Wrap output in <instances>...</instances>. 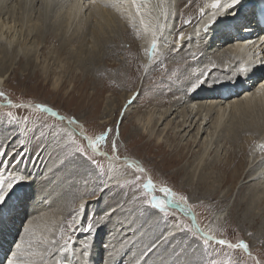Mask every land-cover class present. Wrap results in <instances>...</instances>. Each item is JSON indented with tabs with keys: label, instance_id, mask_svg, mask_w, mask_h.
Here are the masks:
<instances>
[{
	"label": "rangeland",
	"instance_id": "1",
	"mask_svg": "<svg viewBox=\"0 0 264 264\" xmlns=\"http://www.w3.org/2000/svg\"><path fill=\"white\" fill-rule=\"evenodd\" d=\"M43 11L39 4L28 5L24 13L25 18H21L22 9L17 6L14 13L6 15H10L7 20H12V24L18 30L16 32L18 38H21V33L29 29V26L36 24L33 28L35 34L32 33L36 41L32 54L37 58L26 60L21 55L14 58L5 55L0 63L5 67L12 62L10 71L3 80L4 85L0 87V92L4 93L0 96V168L11 169V165L15 168L31 162L40 153L48 134L57 127L66 129L67 121L72 117H76L78 121L75 124L77 130L84 132L87 137L94 138L101 131L111 128V135L100 145V154L87 148V141L82 136L73 134L72 137L87 148V155L96 159L99 167L93 166L84 156L68 155L70 151L69 147H66L68 137L64 135L66 143L57 148L49 160L52 161L55 172L41 180L39 186L36 184L34 187L37 191L48 193L53 190L58 193L54 208L60 210L57 215L59 221L64 220L65 223L71 219L70 213L73 208H78L82 197L99 198L98 201L87 203L83 225L87 223L89 217L98 218L107 209H116L111 218L105 216L106 223L95 225L91 232L77 231L73 237L83 232L84 237L88 236L89 247L93 248L95 242L93 244L92 240L95 234L100 235L102 232L103 235L105 229L111 228L114 231L115 228L117 230L115 237L120 239V242L129 240L130 236L135 234L136 238H140L136 247L139 249L138 253L142 252L139 246L146 248L156 242V250L143 257V264H264V191L259 190L252 196L248 192L252 185L248 181L242 182L243 178L237 185L231 186L229 175L231 169L218 165L226 162L234 151L233 146L226 142L228 138H223L227 130L219 132L224 134L218 135L216 150L209 151L197 170L198 174L195 173L192 177L194 165L192 155L198 153V147L187 143L191 139L192 132L188 137L181 138L180 133L172 129V125L168 134L163 133L160 136L161 140L157 142L153 135L150 138L137 127L138 117L143 118L145 111L156 102L155 99L164 97V104L172 105L184 95L185 92L180 88L176 89L174 85V78L179 85L183 78L179 77L180 70L172 64H177L178 68L185 69L188 74L196 72L198 76L201 73L200 81L203 82L196 88L211 81V70L215 68L210 69V67L202 72L197 65L189 66V63L185 66L182 63V59H191L190 56L184 57L180 54L187 49L194 51L190 45L192 39L186 42L187 45L185 44L181 51L175 53L172 47L173 52L167 53L164 49L155 55L152 62L144 65L147 49L145 50L144 46L139 48L138 39L136 42L133 40L134 37L136 38L135 34L140 31L137 26H134V29L128 28L124 24L126 21L124 17L121 23L116 24L118 28L113 30L112 40L108 41L102 50L99 49L102 47V42L90 39L97 43V47L93 50L84 45L86 40L80 36L83 30L80 22L61 29L59 26H63V16L60 8L51 3L46 16L43 15ZM200 16L201 14L195 17L192 23H195ZM185 21L188 20L180 23L178 31L181 32L187 27L188 23L185 24ZM46 35L50 38L46 39ZM206 51L195 54L196 59L208 58L210 53ZM222 82L227 84L230 81L222 79ZM136 87L130 110L121 115L125 94ZM6 101H10L11 104H3ZM106 101L112 105L111 116H104L105 113L107 114L104 109ZM37 104L55 109L67 121H59L56 117L40 110ZM31 106L33 109L30 108ZM179 110L180 108L177 111ZM177 111L172 117L178 114ZM8 113L17 119L12 120ZM113 139L117 141L115 154L111 147ZM180 155H183V159ZM131 163L140 164L145 171L135 172L134 168L128 167ZM111 165L112 169L121 172V175L100 192L97 185L106 186ZM147 174L156 189L168 186L174 192L189 197L186 206L193 212L195 224H192L188 214H183L176 208H169L168 212L171 216L166 217L144 205L143 201L148 198V194H145L142 185L144 180L148 179ZM137 177L142 178L136 184L127 183L136 180ZM191 178L193 180L190 181ZM200 178H203V181ZM50 182H53V185ZM217 183L219 186H216ZM23 188H25L24 193L32 192L26 187ZM156 194L162 195L158 190ZM176 198L179 200V196ZM14 200L17 198L11 199V203ZM180 203L183 204L184 201ZM43 210L39 215H45L51 207L47 206ZM218 210H223L224 216L220 222L213 224L211 218ZM121 217L128 219L121 221ZM21 227L20 233L23 228ZM169 229H175L177 233L167 236L166 231ZM202 232L214 236L216 240L226 239L232 243L244 240L248 244L249 253L241 248L232 249L227 245H219L215 241H208L205 244ZM133 240L135 238L131 241ZM72 241L73 238L70 242ZM99 247H102L100 243ZM103 252L102 248L98 250L100 258L103 257L104 260ZM97 258L98 256L94 261H97Z\"/></svg>",
	"mask_w": 264,
	"mask_h": 264
},
{
	"label": "bare ground",
	"instance_id": "2",
	"mask_svg": "<svg viewBox=\"0 0 264 264\" xmlns=\"http://www.w3.org/2000/svg\"><path fill=\"white\" fill-rule=\"evenodd\" d=\"M207 1L137 0V4L133 5L132 0H86L83 2L78 0H0V48L4 49H0V63L3 61L5 55L9 58L21 55L26 60H30L32 57L34 60L37 58V56L32 54L36 45V41L33 38V34H35L33 33V28L36 24H31L32 26H29V29L25 27L27 30L25 31L23 29L25 32L21 33V38H18L16 35L18 30L15 29L12 20H7L14 13L17 6L22 9L20 17L25 18L24 13L28 5L34 6L39 4L44 9L43 15L46 16L48 7L51 3H54L56 7L60 8L63 16V26L61 25L59 27L65 29L73 23L80 22L83 25L80 36L83 40H86L84 45L89 46V49L91 48L93 50L97 47V43L90 41V39H97L102 42V47H99L102 50L104 48L103 46L112 40L114 35L112 32L118 28L116 24L121 23L120 21L123 17L126 20L124 24L128 28L134 29V26L138 27L140 33L137 32L135 34L136 38L134 37L133 40L135 42L136 39L139 40L137 43L139 48L144 46L143 48L145 50L148 49L151 44V32H144L143 26L140 24L142 14L143 19L150 28L156 27L158 34L157 48L151 57L147 51L143 61L144 65L152 62L155 55L164 49L167 53L173 52L172 47L175 53L181 51L187 45L186 42L192 39V44L190 43V45H192L194 51L187 49L184 53L180 54L184 57L190 56L191 59H182V63L185 66L189 63V66L191 64L197 65L202 72L208 70L210 67V69L212 67L215 69L218 67L219 70H211V81H208L206 85H200L201 87L193 89L191 85L201 80L199 76L201 73L198 76H196V72H190L188 74V72H185V69L184 71L183 68H178L179 66L177 64H172V66L180 70L179 77L183 78V81H180V85L177 79L174 78V85L176 89H182L185 92L184 95L182 98L175 100L174 102L176 103L172 105H168L169 103L164 104V97L155 99L156 102H154L150 109L145 111V115L142 116L143 118L139 119L138 117V130L150 138L153 135L157 142L161 140L160 136L163 133L168 134V130H171L172 125V129H176L175 132H179L181 138L183 136L188 137L190 132H192L191 137L189 136L191 139L187 143L198 147V153L192 155L194 157L192 161L194 165L192 166L191 173L193 177L198 172L197 170L201 167L209 151L216 150V142H219L218 135L222 136L224 134H219V132H223L226 129L227 132L223 135V138H228L226 142L233 146L234 151L226 162L219 163L218 165L231 169L229 173L231 177V182H229L232 183L231 186L237 185L241 178H243L242 182H250L252 186L249 187L248 192L254 196L257 191H264V186H262L264 185V71L263 73L259 71L264 66V28L261 26L263 22L262 15L257 9V6L260 9H264V1H240L237 5L225 11L220 17L221 20L216 18L209 25L207 31H203V23L207 22L213 12L219 11V9L211 7V1ZM137 7H139V13L137 12ZM7 14L10 15L6 16ZM200 14V18L202 19L198 22L199 18L195 23H192L194 21L193 19ZM239 18L241 20L238 23L237 20ZM184 20H188V25L180 32V30L178 31V27ZM161 23L164 24L162 32L157 27ZM247 30L248 34H244ZM63 32L66 33L65 30ZM48 38L50 36L46 35V39ZM203 50H207L206 52L210 53L209 57H205L206 59L204 58V60L196 59L195 56L198 55L197 53ZM2 51L4 52L1 55ZM241 64L246 67L244 73L238 71ZM11 65L12 62L6 64L5 67L0 65V87L4 85L3 80L8 75ZM224 70L225 72H223ZM207 75H209V72ZM204 77L206 78V76ZM222 79L230 82L222 84ZM136 90L137 87L125 94L123 101L124 109L120 111L121 115H124L130 110ZM105 103L106 106L104 109L107 114L105 113L104 116H111L112 105L108 104L107 101ZM178 104L180 105L177 107ZM30 108L33 109L32 106ZM179 108L180 110L177 111ZM176 111L178 114L172 117ZM56 119L63 121L59 118ZM67 126L64 130L58 127L53 129L44 140L40 153L31 162H23L24 165L15 168L11 165V169L3 167L6 177L9 173L15 172L27 177V179L15 184L6 197L5 202L0 204V210L5 211L7 214L4 220L0 216V264H4L7 255L10 254L11 250H14L15 244L19 242L21 236L27 239L23 228L29 222L32 223L38 232L45 225L51 226L54 221L59 222V216L57 215L60 210L54 208L58 199V193L53 190L48 193L41 192L35 190L34 187L36 184L39 186L41 180L48 178L55 172L53 170L55 167H52V161L50 162L49 160L55 150L66 143L64 135L68 132H73V130H75L74 134L82 133L81 130H77L75 124H67ZM213 144L214 147L212 148ZM180 156L183 159V155ZM120 175L121 172L119 173V171L113 170L111 165L106 186H110ZM200 179L202 180L203 178ZM191 180L193 179L191 178ZM196 180L200 183L198 178ZM51 183L53 185V182ZM42 185L41 187H43ZM216 186H219L218 183ZM23 187H26L32 192L26 191L24 193L25 188ZM14 198H17V200L11 203V199ZM175 199L177 198L175 197ZM82 200H87L88 203L90 201H98L99 198L94 197L90 199L82 197L80 198L78 206ZM47 206L51 207V210L45 215H39L40 211ZM64 207L66 209V206ZM85 211L83 210V219L85 217ZM191 215L195 222L193 212ZM223 216V210L216 211L211 218L212 223L220 222ZM83 219L81 222L82 225ZM120 219L122 221L126 218L121 217ZM104 222L106 223V221ZM20 226L23 227H21V233ZM105 230L103 231V235L101 234L102 232L100 235L94 233L95 236L92 242L93 244L95 242V245L93 248L89 247L87 249V257L82 254L81 244L85 240L88 242L89 239H87L88 236L84 237L85 234L82 232L75 235L73 237L74 241L70 242L74 246L72 252L65 254L61 258L65 259L67 264H119L120 262L122 264H143V257L156 250V247L153 250V245L156 244L155 242V244H149V247L145 246L146 248L139 246L142 252L138 253L139 249L136 247H138L137 240L140 238H136V234L130 236L129 240H125L123 243L115 237V232L117 231L115 228L114 231L111 228ZM176 231L175 229L167 230V236L177 233ZM120 235L122 236V234ZM133 238L135 240L131 241ZM99 243L102 247H99ZM100 248L104 249V260L103 257L100 258L98 253ZM97 256V261H94ZM134 257L137 258L134 259Z\"/></svg>",
	"mask_w": 264,
	"mask_h": 264
},
{
	"label": "snow or ice",
	"instance_id": "3",
	"mask_svg": "<svg viewBox=\"0 0 264 264\" xmlns=\"http://www.w3.org/2000/svg\"><path fill=\"white\" fill-rule=\"evenodd\" d=\"M238 3L239 0H211V7L219 8L220 10L218 12H214L208 18L207 22L203 23L202 30L207 31L209 25H211L219 15H222L225 11L237 5ZM132 4L136 5L137 0H132ZM137 12L139 13V7H137ZM187 23L188 21H185V24ZM140 24L143 26L145 33H148L149 31L151 32V44L147 49L148 54L151 57L157 48L158 34L156 27L150 28L143 19L142 14ZM157 27L162 32L164 29V24L161 23ZM238 71L240 73H244L246 71V67L241 64ZM202 82L203 81H197L196 83H193L191 87L194 89ZM3 95L4 93L0 92V96ZM9 103L11 102L9 101ZM37 107L43 111H52L50 108L42 104L37 105ZM8 115L12 120L17 119L16 117L12 116L11 113H8ZM52 115L55 116L57 113L52 112ZM61 119L63 120L64 118L61 117ZM76 123H78L76 117H72L68 120L69 125ZM74 132L75 130H73V132L66 133L68 137L66 147H69L70 149L68 155L84 156L93 166L99 167L97 160L92 156L87 155V148H90L94 153L100 154V145L107 141L108 137L112 133V129H105L98 135H95L94 138L92 136L84 137V139L87 141V148L72 138ZM75 135L79 136L80 133H75ZM116 135H119L118 128L116 130ZM111 147L113 154H115L117 150L116 139L112 140ZM104 155H107V153H104ZM128 167L134 168L135 172L137 173H143L145 171L144 168L138 163H131L128 165ZM4 173L5 170L0 168V204L5 202L6 197L15 184L19 183L21 180L27 179V177L15 172L9 173L7 177L4 175ZM141 178L142 177H137L136 180H130L127 183L130 185L136 184ZM97 187H99L100 192L107 188V186L101 185H97ZM142 187L145 194H148V198L143 201L145 206H149L153 210H157L158 213H162L166 217L171 216V213L168 212L169 208H176L183 213L191 215L190 209L186 206L189 202V197L186 194L176 193L168 186H161L158 191L162 195H157L156 186L151 179L144 180ZM177 196H179V200L175 199ZM180 201H184V203L182 204ZM86 203L87 200H82L78 208H73L72 212L70 213L71 219H68L66 223L64 220H60L59 222L54 221L51 226L45 225L44 228L38 232L37 229L33 227L32 223L29 222V224L23 228V232L26 234L27 239H25L24 236L20 237L19 242L15 244L14 250H11L10 254L7 255L4 264L5 262L6 264H67V261L61 257L72 252L74 246L70 244V241L73 238V234L81 230L85 232H91L95 225L105 221V216L109 219L116 212L115 208L107 209V211L101 214L98 218L96 216L89 217L87 223L82 226V214ZM197 231H199V228H197ZM202 236L204 238L205 244H207L208 241H215L219 245H227L232 249H248V244L244 240H240L238 243H232L226 239L216 240L214 236H209L206 232L202 233ZM88 248L89 243L85 240L81 244L82 254L85 257L88 256ZM154 248L155 245H153V250Z\"/></svg>",
	"mask_w": 264,
	"mask_h": 264
},
{
	"label": "water",
	"instance_id": "4",
	"mask_svg": "<svg viewBox=\"0 0 264 264\" xmlns=\"http://www.w3.org/2000/svg\"><path fill=\"white\" fill-rule=\"evenodd\" d=\"M3 104H11V103H9V101H6V102L3 103ZM37 105H41V104H37ZM37 105H36V106H37ZM42 105H44V104H42ZM45 106L48 107V108H50L52 111H44V112H47V113L50 114V115H52V112L57 113L55 109H53V108H51V107H49V106H47V105H45ZM38 108H39V107H38ZM39 109H40V108H39ZM40 110H41V109H40ZM42 111H43V110H42ZM52 116H53V115H52ZM55 117L61 119V117H63V116H60V115H58V113H57V115H55ZM63 118H64L63 120H66V121H67V119H66L65 117H63ZM67 122H68V121H67ZM80 136H82V138L87 137L83 132L80 134ZM147 178L150 179V177L148 176V174H147ZM157 190H159V188H157ZM190 217L192 218V219H191V220H192V224H195L192 215H190ZM195 226H196V225H195ZM244 250H245V249H244ZM245 251H246L247 253H249L248 250H245Z\"/></svg>",
	"mask_w": 264,
	"mask_h": 264
}]
</instances>
